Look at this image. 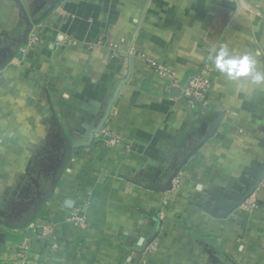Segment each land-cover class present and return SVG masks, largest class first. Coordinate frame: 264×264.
<instances>
[{
	"label": "crops",
	"instance_id": "obj_1",
	"mask_svg": "<svg viewBox=\"0 0 264 264\" xmlns=\"http://www.w3.org/2000/svg\"><path fill=\"white\" fill-rule=\"evenodd\" d=\"M223 46L264 70V0H0V214L46 189L58 125L73 145L32 224L0 223V264H264V87L219 73Z\"/></svg>",
	"mask_w": 264,
	"mask_h": 264
},
{
	"label": "water",
	"instance_id": "obj_2",
	"mask_svg": "<svg viewBox=\"0 0 264 264\" xmlns=\"http://www.w3.org/2000/svg\"><path fill=\"white\" fill-rule=\"evenodd\" d=\"M29 32H30V30L27 32V34L24 35L23 42H20V44L21 43L27 44ZM174 93L179 95V90H175ZM104 121H105V117L103 118V120L100 123V125L90 132L89 137H88V142L86 144H84V146H89L90 145V143L94 139V135L98 134L100 132L101 128L103 127ZM218 125H219L218 122H216V124L211 125V126H212L213 129H216L218 127ZM58 126H59V130H60V132H61V134L64 137V140L66 142V150H65L64 157L61 158V160L59 161L56 169L54 170L53 174L51 175V178L49 180V183H48L46 189L39 194L35 204L30 209V211L26 214L25 217H23L22 219H18V220L12 221V220H9L7 217H4L3 214H0V223L1 224L5 225V226H8L10 228H25V227L31 225L33 220L37 217V215L42 210L44 204L52 197L53 192H54L55 188L57 187V185H58V183L60 181V178H61V175H62V173L64 171V168L69 162V159L71 157V150H72V147H73L69 137L65 133L64 129L62 128V126H60V125H58ZM180 168L177 169L172 174V176H170L167 186L163 187L161 189L162 191L163 190H167V189H171V187H172L171 181L177 177L178 172L180 171ZM259 181H260V178H258L256 180V182H255L254 186H252L251 190L248 191L241 198V200L236 204L237 206L239 204H241V202H243L248 196H250L254 192V190L257 188V186L259 184ZM65 205L68 208H70V209L73 208V202L72 201H66Z\"/></svg>",
	"mask_w": 264,
	"mask_h": 264
},
{
	"label": "clouds",
	"instance_id": "obj_3",
	"mask_svg": "<svg viewBox=\"0 0 264 264\" xmlns=\"http://www.w3.org/2000/svg\"><path fill=\"white\" fill-rule=\"evenodd\" d=\"M261 53L233 54L227 46L215 50L209 57L215 69L228 80L240 81L246 79L251 85L264 87V70L257 67L256 57Z\"/></svg>",
	"mask_w": 264,
	"mask_h": 264
},
{
	"label": "built area",
	"instance_id": "obj_4",
	"mask_svg": "<svg viewBox=\"0 0 264 264\" xmlns=\"http://www.w3.org/2000/svg\"><path fill=\"white\" fill-rule=\"evenodd\" d=\"M38 40L37 34L35 30H31L28 34V47L34 46ZM153 67L156 68L158 74L163 75L166 73V68L153 62L151 63ZM168 71V70H167ZM210 81L206 78L204 70L199 71L193 78L189 81V83L182 90V94L184 97L198 100L203 99L204 95L210 89ZM102 130V129H101ZM68 219L77 226H85V218L81 215L79 209L73 208L69 215Z\"/></svg>",
	"mask_w": 264,
	"mask_h": 264
},
{
	"label": "rangeland",
	"instance_id": "obj_5",
	"mask_svg": "<svg viewBox=\"0 0 264 264\" xmlns=\"http://www.w3.org/2000/svg\"><path fill=\"white\" fill-rule=\"evenodd\" d=\"M16 203H19V200L16 202ZM29 207V205H25V206H22V207H18L17 211L20 213L21 211H24V210H27V208ZM10 215V214H9ZM12 215H17L16 213L12 214ZM6 216V215H4ZM19 216V215H17ZM20 218V217H19Z\"/></svg>",
	"mask_w": 264,
	"mask_h": 264
}]
</instances>
